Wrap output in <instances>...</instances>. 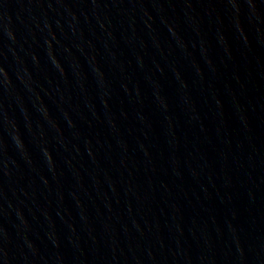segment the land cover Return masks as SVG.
Returning <instances> with one entry per match:
<instances>
[{"label": "water", "instance_id": "1", "mask_svg": "<svg viewBox=\"0 0 264 264\" xmlns=\"http://www.w3.org/2000/svg\"><path fill=\"white\" fill-rule=\"evenodd\" d=\"M0 264H264V0H0Z\"/></svg>", "mask_w": 264, "mask_h": 264}]
</instances>
